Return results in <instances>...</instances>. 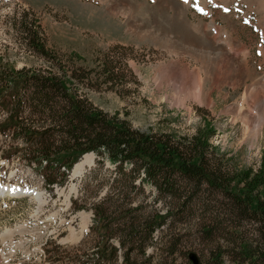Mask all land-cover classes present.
Masks as SVG:
<instances>
[{
  "label": "rangeland",
  "instance_id": "obj_1",
  "mask_svg": "<svg viewBox=\"0 0 264 264\" xmlns=\"http://www.w3.org/2000/svg\"><path fill=\"white\" fill-rule=\"evenodd\" d=\"M172 18L183 23L188 39L170 29ZM209 26L216 32L211 33ZM23 30L36 34L46 57L28 49V32L24 35ZM107 59L120 69L116 86L100 76ZM81 71L97 85L80 86L78 95L103 113L125 120L133 130L170 135L177 142L206 128L212 134L210 163L216 160L237 174L256 172L264 164V0H0V125L10 114L7 105L14 102L11 75L57 78L62 72ZM258 115L262 122L253 132ZM20 117L24 125L38 129L45 125L27 112ZM37 159L22 134L0 133V186L9 181L42 196L44 192L52 196L58 189V197L48 205L43 199L37 213L31 199L0 201V233L24 226L25 234L15 238L14 234L9 241L11 245L28 241L20 251L12 250L7 264H191L188 254L207 264L217 253L222 256L220 264H231L225 251L239 241L237 237L242 235V246L254 239L246 236L245 225L240 230L228 226L226 237L206 236L198 212L155 232L143 249L145 256L129 246L123 249L117 237L107 235L106 256L112 250L115 254L97 260L101 240L94 213L98 208L111 212L110 198L116 201L113 197L122 186L111 187L117 175L113 166L98 163L93 154L91 165L71 181L57 168L36 164ZM141 178L140 174L133 179L136 188L122 191V197L133 200L127 207L132 218L148 221L166 209L155 203L157 192L150 184L139 185ZM71 187L74 191L68 194ZM69 195L71 207L64 213L69 205L64 197ZM78 214L89 217L88 231L77 242L63 241L69 236L66 229L78 233L82 228ZM52 215L64 222L63 227L50 225L38 241L29 231L39 230ZM168 241L172 246L166 251ZM37 247L44 255L23 259L21 251L31 255ZM9 250L0 245V253ZM125 252H130L129 260Z\"/></svg>",
  "mask_w": 264,
  "mask_h": 264
},
{
  "label": "trees",
  "instance_id": "obj_2",
  "mask_svg": "<svg viewBox=\"0 0 264 264\" xmlns=\"http://www.w3.org/2000/svg\"><path fill=\"white\" fill-rule=\"evenodd\" d=\"M22 32L24 35L28 32V49L46 57L36 34ZM100 72L104 83L118 85L120 69L109 59L103 61ZM11 76L14 102L7 105L6 109L11 106L10 114L0 125V133L11 130L22 134L32 155L38 158L35 163L45 160L46 169L54 161L70 171L83 155L94 154L98 163L106 161L113 166L117 175L111 187L122 184L113 197L116 201L110 196L104 201L110 198L111 212L98 208L94 213L95 232L101 240L97 248L100 257L106 256L103 240L107 235L117 237L123 249L129 246L145 256L143 249L151 243L155 232L167 223L180 224L192 219L193 213L199 212L205 225L202 233L206 236L226 237L229 227L240 230L244 225L249 226L245 234L254 238L251 244L242 246L241 235L225 251L231 264H264V164L256 172L237 174L226 171L216 160L210 163L212 149L208 143L212 134L206 128L177 142L170 135L133 130L125 120L103 113L78 95L80 86L97 85L86 71L71 75L62 72L57 78L32 73L26 78ZM8 85L5 83L4 87ZM22 92L25 99L20 98ZM25 112L42 121L40 125L45 124L44 127L24 125L20 115ZM52 155L55 158L50 159ZM140 174L143 177L139 185L150 184L157 192L155 203L166 209L164 214H156L148 221L132 218L127 207L133 200L122 197V191L136 188L133 179L140 178ZM171 246L168 241L165 250L169 251ZM114 254L112 250L106 258ZM221 258L220 254H214L207 264H220ZM197 260L200 264L198 257Z\"/></svg>",
  "mask_w": 264,
  "mask_h": 264
},
{
  "label": "bare ground",
  "instance_id": "obj_3",
  "mask_svg": "<svg viewBox=\"0 0 264 264\" xmlns=\"http://www.w3.org/2000/svg\"><path fill=\"white\" fill-rule=\"evenodd\" d=\"M119 14H121V13H119ZM169 27H170L171 30H176L177 34L181 35L183 37V39H188L189 38L188 35H187V33H185L183 31L184 25H183L182 22L181 23L180 22H177V21H175L174 18H172L170 20V22H169ZM208 29L211 31V33L216 32L215 29L212 26H209ZM261 122H262L261 116L258 115L257 118L255 119L254 123H253V126H252L253 132H255L256 130H259L260 125H261ZM251 136H252V134H251ZM91 155L90 154L89 155H84V157L82 158V160L80 162L76 163L73 166V168L71 169V172H70V180L71 181H74L76 179H79V177L83 174V171L87 167H89L91 165V163H92V156H93V155L92 156ZM61 169H62V171H64V168H61ZM73 191L74 190H73L72 187L69 188L68 194L73 193ZM68 197H65V201L68 199ZM0 198H19V199H24L25 198V199H31V200H33L37 204V211L35 213H37L40 210V208H42L41 206H42V203H43V199L45 200L44 196H42V194L39 193V192H35L33 190H28V189H24V188H19V187H16V186H4V187L0 188ZM65 201H64V203H66ZM43 205H44V203H43ZM39 213H41V212H39ZM58 214H60V213H58ZM80 218L82 220V226H81L82 228L80 229V231L78 233H75V232L70 231L69 232V236L66 237L65 240H63V241H65V242L68 241L70 243L71 242H73V243L74 242H77L81 238V236L83 235V233L86 232L88 220H87V218L85 216H82V215L80 216ZM54 219H55V215H52L47 220L49 222H53ZM50 220H52V221H50ZM57 223L59 224V226H61V221L58 218L56 220L55 225H52V226L55 227L57 225ZM45 224H47V223H45ZM42 226L43 227H41V228H43V231L41 232V234H40V232H38L35 235L36 236V239H39L40 240L41 237H42V235H44V234H46V233L49 232L48 229H49V226L50 225H42ZM23 231H26V229L23 226H19V227L17 226L15 228H13L12 230L5 228L3 230V232L0 233V242H1V245L3 247H5V245H6L5 244V241L6 240L9 241V238L12 237L14 234H17V236H18V234H19V236H23L22 234H25V233H23ZM34 233H36V232H34ZM39 234H40V236H39ZM27 242L28 241L26 239H23L22 242H20V243H18L16 245H11L9 243L10 244L9 245L10 246V248H9L10 250L6 254L3 253V252L0 253V264H7L9 262L11 256H12V254H13L12 250H16L17 249V250L20 251L22 249L23 245L27 244ZM21 253L23 255V259H25V260H28L29 257H33L34 255H39V256H42L43 255V251L39 247H37V249L34 248L33 251H32V253H31V255H29V253H27V251H24V250L21 251Z\"/></svg>",
  "mask_w": 264,
  "mask_h": 264
},
{
  "label": "water",
  "instance_id": "obj_4",
  "mask_svg": "<svg viewBox=\"0 0 264 264\" xmlns=\"http://www.w3.org/2000/svg\"><path fill=\"white\" fill-rule=\"evenodd\" d=\"M188 261H189L191 264H198L197 257H196L194 254H189V255H188Z\"/></svg>",
  "mask_w": 264,
  "mask_h": 264
},
{
  "label": "built area",
  "instance_id": "obj_5",
  "mask_svg": "<svg viewBox=\"0 0 264 264\" xmlns=\"http://www.w3.org/2000/svg\"><path fill=\"white\" fill-rule=\"evenodd\" d=\"M28 231V230H27ZM43 231V228H40L39 230L37 229V231H36V233H34V232H31V231H29L30 233H33L34 235H36L38 232H42ZM39 236H40V234H39ZM39 240V239H38ZM36 253V252H35ZM35 256V255H34ZM30 258H32V257H29V259L28 260H30Z\"/></svg>",
  "mask_w": 264,
  "mask_h": 264
},
{
  "label": "snow or ice",
  "instance_id": "obj_6",
  "mask_svg": "<svg viewBox=\"0 0 264 264\" xmlns=\"http://www.w3.org/2000/svg\"><path fill=\"white\" fill-rule=\"evenodd\" d=\"M188 2V0H185V3H187ZM209 2H211V0H209Z\"/></svg>",
  "mask_w": 264,
  "mask_h": 264
}]
</instances>
